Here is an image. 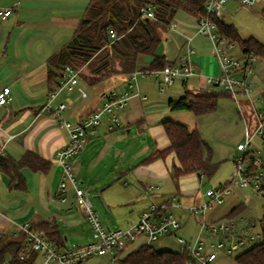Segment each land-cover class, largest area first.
Instances as JSON below:
<instances>
[{
	"label": "crops",
	"instance_id": "crops-1",
	"mask_svg": "<svg viewBox=\"0 0 264 264\" xmlns=\"http://www.w3.org/2000/svg\"><path fill=\"white\" fill-rule=\"evenodd\" d=\"M90 1L0 0V7H14L6 20L0 19V88L9 86L12 94L11 101L0 107V156L20 159L30 150L50 162L47 171L33 170L28 166L21 168L25 189L12 187L10 175L0 171V243L20 238L25 233L23 226L26 224L33 228L40 223L57 227L63 240L62 249L81 246L91 240L92 228L84 209L76 201L72 183L68 182L65 191L60 190L63 170L57 162V152L68 144V132L60 128L56 118L43 108L48 94L57 88L55 84L60 83L64 74V69L59 70L50 58L72 42ZM197 20L178 12L173 19L177 26L163 33L159 49L167 62L173 63L182 52L185 53L187 43L193 46L191 58L196 74L187 84L177 79L171 86L161 89L159 74L139 75L141 95H133L125 108L117 111L121 126L110 129L109 116L105 115L103 122L89 134L83 149L71 159L79 185L84 189H101L98 197L105 211L116 215L124 227L136 221L152 202L164 203L170 199L179 203L178 206L169 205L170 211L184 210L176 213L180 221L186 219L179 234L192 238L200 222L196 214L188 212V205L181 204L177 194L199 204L197 193L206 175L188 173L176 183L172 178L173 165L178 163L174 154L146 160L152 153L170 145L162 124L164 121L185 123L189 128L199 130L194 118L186 114L188 110H171L169 100L183 96L187 89H211L213 86L207 83V75H217L221 71L211 39L197 32ZM176 38L181 39L185 47L181 44L176 53L171 54L169 43ZM246 58L244 55L238 59ZM153 59L152 55H142L137 61L138 66L148 69ZM263 65L264 62L253 63L252 72H243L254 84V95L262 100L264 72H259ZM51 70L58 76H51ZM74 70L79 74L77 84L61 90L56 99L57 104H67L63 116L71 122L80 121L91 110L100 107L105 94L111 90L128 88L130 74L117 73L91 83L82 76L83 73L91 74L86 65ZM261 104L264 106V100ZM255 140H259L264 148L261 138ZM254 149L264 159V153H261L264 149L258 145ZM173 187L177 194L171 191ZM130 203L133 206L122 208ZM238 215H242V211ZM34 230L42 235L46 233L45 227Z\"/></svg>",
	"mask_w": 264,
	"mask_h": 264
},
{
	"label": "built area",
	"instance_id": "built-area-1",
	"mask_svg": "<svg viewBox=\"0 0 264 264\" xmlns=\"http://www.w3.org/2000/svg\"><path fill=\"white\" fill-rule=\"evenodd\" d=\"M226 0H206L205 7L208 15L197 20V32L207 35L214 46L216 56L220 60L221 71L217 75H207L206 81L211 86H216L230 93V97L236 102L240 112L241 99L247 101L249 106V119L244 123V140L237 143L238 154L234 157L235 171L230 182L215 188H209L205 196L209 201L187 206L188 212L200 214V226L196 234L188 239L179 235L182 227L180 219L168 209L169 205H179L173 199L164 203L152 202L138 220L127 227L107 228L102 223L98 212L88 192L79 185L73 174L71 159L77 155L88 140L89 134L103 122L104 116L108 115L109 128L114 130L121 126L117 111L125 108L133 95H141L139 89V75L159 74L161 89L171 86L179 79L185 85L196 73L192 54L194 48L187 43L185 53L178 56L177 61L168 63L159 70H137L128 80V88L124 90L113 89L105 94L102 105L87 113L80 121L74 123L63 116L67 109L65 102L56 103V99L65 88H71L77 84L79 74L70 65L64 67V74L60 85L52 89L48 94L44 109L50 112L57 120L60 128L67 130L69 135L68 144L57 152V162L63 170L60 190L65 191L68 182H71L76 194V201L88 218L92 228L91 240L81 246L61 248L55 242L48 240L38 231L30 228L28 224L23 226L26 233L27 251L20 253V258L25 259L30 254H35V264H82L95 256H107L111 260H118L127 246L138 239H143L144 244H152L165 236L175 237L182 251L187 250L193 258L192 264H213L217 259L218 252L223 250L231 253L248 242H258L263 239L261 220L258 224L254 220L247 221L241 215L227 216L213 221L206 219V213L214 203H222L224 197L230 193L231 184H239L249 187L264 196V159L254 148L251 149L255 138H261L264 144V106L261 98L254 95L253 83L243 73L253 71L255 56L246 59H238L230 55L227 50L228 39L218 29L216 18L223 17V8ZM242 5L253 7L257 4L264 6V0H237ZM14 11V7H0V19L6 20ZM143 16L154 18V10L151 5H143L140 9ZM177 26L176 21L170 23L169 28ZM110 39H118L113 28L109 29ZM191 36L188 37V42ZM12 99L9 86L0 88V107L8 104ZM62 199H65L62 197ZM264 218V214H263ZM41 261L38 262V258ZM236 264V263H235Z\"/></svg>",
	"mask_w": 264,
	"mask_h": 264
},
{
	"label": "trees",
	"instance_id": "trees-1",
	"mask_svg": "<svg viewBox=\"0 0 264 264\" xmlns=\"http://www.w3.org/2000/svg\"><path fill=\"white\" fill-rule=\"evenodd\" d=\"M206 0H91L86 16L81 20L75 31L72 42L64 49L54 54L50 61L59 70L65 65L74 69L86 65L90 76L82 74L91 83L110 77L117 73L132 74L137 70H146L138 66L142 55H152L153 62L149 70L161 69L168 64L164 54L159 49L163 41V33L169 29L178 12L188 14L195 19L208 15ZM143 5H151L154 18L143 16L140 9ZM264 15V7H263ZM219 32L226 36L230 44L239 43L243 53L249 56L264 58V43L256 37L244 38L237 28L226 23L222 18H216ZM113 28L118 39L111 40L109 29ZM51 76L57 74L50 71ZM58 76V75H57ZM63 76V75H62ZM60 76V77H62ZM60 85L59 82L55 87ZM222 95L230 96L216 86L211 89L189 90L183 96L171 98L169 106L173 111L188 110L196 116L212 113L218 108ZM170 145L161 151L152 153L146 160L165 158L174 154L178 163L172 168V178L177 183L182 175L196 172L199 175L212 176L217 164L212 162V150L197 128H189L185 123L167 120L163 123ZM28 166L33 170L47 171L50 162L39 154L28 150L20 159L0 156V171L10 175L11 186L25 189V180L20 170ZM244 205L235 206L229 216L238 215ZM45 227L43 234L48 240L61 246L63 244L60 232L55 225L40 223L33 229ZM263 239L255 242L248 249L235 257L236 264H264V218L261 219ZM26 233L18 239L0 243V264H35V254L25 259L20 253L27 251ZM119 264H192L193 258L187 250H158L153 244H141L134 250L119 257Z\"/></svg>",
	"mask_w": 264,
	"mask_h": 264
},
{
	"label": "rangeland",
	"instance_id": "rangeland-1",
	"mask_svg": "<svg viewBox=\"0 0 264 264\" xmlns=\"http://www.w3.org/2000/svg\"><path fill=\"white\" fill-rule=\"evenodd\" d=\"M263 5L257 4L253 7H248L242 5L237 0H226L223 8V17L222 19L226 23L233 24L240 35L244 38L256 37L259 41L264 43V15H263ZM181 39L176 38L175 40H170V51L171 54H175L176 50L181 47ZM180 45V47H179ZM193 48V46H192ZM227 52L237 58H243L244 53L242 47L239 43H234L232 47L228 46ZM184 53V52H182ZM264 62V58L257 56L255 58L254 64H259ZM261 72H264V65L262 66ZM198 74V73H197ZM253 83V82H252ZM254 85V84H253ZM218 91H223L221 88H217ZM262 97V96H261ZM264 100V98H263ZM261 99V101H263ZM242 111L238 109L236 102L233 99H230L226 95H222L219 98L218 106L219 110L203 115L202 117H196L191 111H188V114L192 119L194 118L195 123H197L198 128L202 136L207 140L209 146L212 150L213 161L217 163V169L212 176H205L203 184L199 187L197 193L199 203L204 201L208 202L209 198L205 196V192L209 188L219 187L231 181V178L234 175L235 171V161L234 156L238 154L236 151L237 143L244 140V123L245 120L249 119V106L246 100H240ZM197 118V119H196ZM237 122V123H236ZM191 123V127H193ZM242 128V131H241ZM133 132H136V129L133 128ZM258 138V137H257ZM259 140H255L251 149L257 145L264 149ZM262 151V150H261ZM261 153H264L262 151ZM91 197L95 209L101 214V219L105 226L108 227H124L125 225L116 219V215L113 213H107L105 207L101 203L98 195L100 194L101 189H89L85 188ZM177 194V189L173 187L171 190ZM178 200L182 205H194L188 200H185L182 194H177ZM158 203V202H156ZM244 203V208L242 210V217L247 221L254 220L257 223V230L259 221L263 218L264 214V196H260L257 192L249 187H243L239 184L230 185V193L224 197L222 203H214L211 208L207 210L206 219L211 221L213 218L217 219L227 217V213L232 210L233 207L239 206ZM198 204V203H196ZM133 206L132 203L122 206ZM119 209V208H118ZM121 209V208H120ZM119 209V210H120ZM174 213L182 212L183 209L176 208ZM178 214V213H177ZM176 216L179 218V216ZM189 214L186 211V215ZM191 215V214H190ZM195 216V215H193ZM197 218L200 219L202 215L196 214ZM219 217V218H218ZM139 219V218H138ZM137 219V220H138ZM186 219H183L184 222ZM213 221V220H212ZM126 223V222H125ZM195 223V222H194ZM184 223H182L183 225ZM200 222L198 224L197 230L199 229ZM195 231V234L197 232ZM194 234V235H195ZM181 235V234H179ZM186 236L188 234H185ZM183 236V235H182ZM185 237V236H184ZM189 238V237H187ZM142 239H138L135 242L129 244L123 254L136 249L142 243ZM255 242H248L245 245H242L239 249L226 253L223 250L218 252L217 259L213 264H235V257L252 246ZM153 246L158 250H171V251H180L181 246L178 240L172 236H165L153 243ZM122 254V255H123ZM41 261V257L38 258V262ZM85 264H119L118 260H111L107 256H95L89 259Z\"/></svg>",
	"mask_w": 264,
	"mask_h": 264
}]
</instances>
